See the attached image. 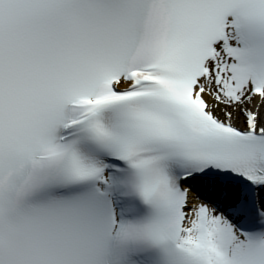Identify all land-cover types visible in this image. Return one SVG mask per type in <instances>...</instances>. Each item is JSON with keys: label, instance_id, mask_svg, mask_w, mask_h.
I'll return each instance as SVG.
<instances>
[{"label": "snow or ice", "instance_id": "6c2138e0", "mask_svg": "<svg viewBox=\"0 0 264 264\" xmlns=\"http://www.w3.org/2000/svg\"><path fill=\"white\" fill-rule=\"evenodd\" d=\"M0 264H264V0H0Z\"/></svg>", "mask_w": 264, "mask_h": 264}]
</instances>
